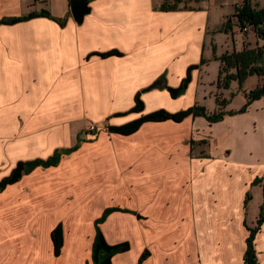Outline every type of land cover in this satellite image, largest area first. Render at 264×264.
I'll return each instance as SVG.
<instances>
[{"label": "crops", "instance_id": "crops-1", "mask_svg": "<svg viewBox=\"0 0 264 264\" xmlns=\"http://www.w3.org/2000/svg\"><path fill=\"white\" fill-rule=\"evenodd\" d=\"M69 1L0 0V21L43 9L67 17L64 25L46 16L0 24V180L21 161L61 152L57 164L0 191V264H90L95 221L111 207L122 210L100 224L106 240L130 243L113 264H138L146 250L142 264H245L255 188L264 198V96L239 110L264 74L225 88L218 59L264 46L234 14L245 0H208L225 9L213 31L205 0L174 10L160 8L162 0H92L82 23ZM227 18L231 30L220 31ZM113 49L122 55L92 54ZM202 59L179 97L151 87L162 77L179 86ZM139 91L144 110L122 114ZM212 96L224 105L208 109ZM200 103L223 117L146 122L129 135L107 128ZM59 223L64 244L55 255L51 231ZM255 246L264 264V223Z\"/></svg>", "mask_w": 264, "mask_h": 264}, {"label": "trees", "instance_id": "trees-1", "mask_svg": "<svg viewBox=\"0 0 264 264\" xmlns=\"http://www.w3.org/2000/svg\"><path fill=\"white\" fill-rule=\"evenodd\" d=\"M92 0H70L69 6L70 9L73 6L80 5L84 2H91ZM166 1L161 8L164 10H174L178 8V3L175 2L173 4L167 3ZM236 15L239 20V24L241 27L246 26L247 24H251L254 26L256 32L260 37H264V7L255 10L250 0H245L241 6H238V10L236 11ZM36 16H46L52 18L59 22L61 25H64L67 17L65 18H56L52 16L49 10L43 9L40 12H32L28 15L4 19L0 21V24H13L20 21H24ZM231 19L227 18L220 31H229L231 30ZM92 54L100 55L101 57H107L111 55H122V53L117 50H109L107 52H96ZM91 54V55H92ZM221 61V69H220V80L219 83L222 84L223 87L228 88L232 80H237L239 86L242 87L245 80L254 74L263 75L264 74V66L262 63L264 62V46L258 48H250V49H243L241 51H233V52H226L222 54L219 58ZM206 62L205 59H202L200 64H193L190 65L187 69L186 75L182 79L181 83L177 87H172L166 85L164 83L165 78L162 77L158 79L159 82L154 87H165L169 91L170 95L173 98H177L182 95L188 88L190 82L192 81V72L193 70L201 67ZM234 69L235 71H232ZM163 79V80H162ZM152 87V86H151ZM142 92H137L135 96V104L134 106L125 113L130 112H142L144 110V101L141 98ZM264 96V83L262 85L257 86L253 90H251L247 94V102L244 106L239 110L240 112L246 111L249 105ZM217 104L220 108L224 105V100H220L217 98ZM224 115L223 111H219L213 114H210L207 108L201 104H194L186 109H182L176 112L168 111L164 108L155 110L153 112L143 114L139 118L132 120L123 125H109L107 126L110 132L119 133L123 135H129L136 132L144 123L146 122H162L166 120H173L176 122H180L187 118L188 116H203L210 122L218 121ZM78 145L65 150L64 152H70L72 150L77 149ZM61 152L57 151L54 155L46 160L37 159L30 162H19L11 171V173L0 180V191L4 190L8 185L13 184L20 180V178L27 172L31 171L37 166H52L58 163V159L60 158ZM260 182L259 179L254 181V184ZM251 199L250 194H247L246 197V205ZM122 210L119 207H111L107 208L103 214L95 221L96 227V235L94 239V243L92 246V260L90 264H113V257L114 255L122 252H126L130 249V243L128 241H123L115 244H110L101 229L100 224L103 223L106 218L114 211ZM138 215V214H137ZM140 217V215H138ZM264 223V203L261 205L260 215L257 219V225L255 227L247 226L249 230V235L246 239V250L244 253V262L245 264H259L256 246H255V238L258 230L260 229L261 225ZM51 237L54 244V252L55 255H59L61 253L63 244H64V230L62 223L56 225L53 230L51 231ZM149 252L146 250L142 253L141 257L139 258L138 264H142L143 261L148 257Z\"/></svg>", "mask_w": 264, "mask_h": 264}, {"label": "rangeland", "instance_id": "rangeland-1", "mask_svg": "<svg viewBox=\"0 0 264 264\" xmlns=\"http://www.w3.org/2000/svg\"><path fill=\"white\" fill-rule=\"evenodd\" d=\"M166 1H168L167 3H170V4H173L175 2L178 3V0H162V4L160 6H162ZM203 0H179V4H178V8L180 7H183L184 6H193L197 3H200L202 2ZM251 1V0H250ZM204 5L205 7L209 8L210 11H211V15H212V22L211 24L209 25L208 27V31H213V29L215 28V19H217L218 17H220V15L225 11V9H223L221 6H220V2L219 1H214V2H209L208 0H205L204 1ZM251 5L253 7V4L251 2ZM159 6V7H160ZM161 8V7H160ZM255 10H259L261 8H255L253 7ZM238 10V7H235L234 8V14L236 13V11ZM217 17V18H216ZM253 26V25H251ZM254 27V26H253ZM207 31V32H208ZM207 37H208V33H207ZM209 39V37H208ZM216 91V88L214 89ZM214 97L212 96V98H208L207 97V100H206V107H208V109H212V108H215L217 107V101H215L213 99ZM201 104V103H200ZM203 105V104H202ZM264 203V198H263V191H262V188L260 187H257L255 188L254 192H253V198L251 200V202H249V205H248V220L250 222L253 221L254 225L257 224V218H259V215H260V207L261 205Z\"/></svg>", "mask_w": 264, "mask_h": 264}, {"label": "water", "instance_id": "water-1", "mask_svg": "<svg viewBox=\"0 0 264 264\" xmlns=\"http://www.w3.org/2000/svg\"><path fill=\"white\" fill-rule=\"evenodd\" d=\"M89 11H90V7L88 6V3L87 2H84V3H82L80 5H77V6H73L71 8V13H72L74 19L78 23H82V21L84 20L85 15L88 14ZM158 83H159L158 81L154 82V84L152 85V87H154Z\"/></svg>", "mask_w": 264, "mask_h": 264}, {"label": "built area", "instance_id": "built-area-1", "mask_svg": "<svg viewBox=\"0 0 264 264\" xmlns=\"http://www.w3.org/2000/svg\"><path fill=\"white\" fill-rule=\"evenodd\" d=\"M251 27H252L251 24H247L246 26L241 27V28H242L243 31H248ZM90 129H91L92 131H96V130L98 129V127H97L95 124H92V125L90 126Z\"/></svg>", "mask_w": 264, "mask_h": 264}, {"label": "bare ground", "instance_id": "bare-ground-1", "mask_svg": "<svg viewBox=\"0 0 264 264\" xmlns=\"http://www.w3.org/2000/svg\"><path fill=\"white\" fill-rule=\"evenodd\" d=\"M163 80V79H162Z\"/></svg>", "mask_w": 264, "mask_h": 264}]
</instances>
